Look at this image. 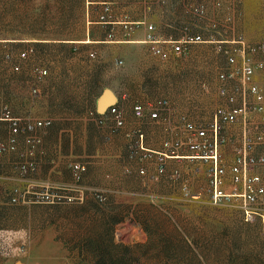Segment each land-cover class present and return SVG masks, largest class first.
Masks as SVG:
<instances>
[{"label":"crops","instance_id":"0c3cea01","mask_svg":"<svg viewBox=\"0 0 264 264\" xmlns=\"http://www.w3.org/2000/svg\"><path fill=\"white\" fill-rule=\"evenodd\" d=\"M192 1L83 0L84 26L77 38L0 41V106L8 105L17 117L52 120L49 127L34 131L40 140L34 158L36 171L27 179L19 178L15 172L14 179L10 178L13 183H0V245L3 248L9 246L11 239L26 244L25 254L8 259L1 256L0 264H50V248L67 249L69 240L56 238L61 229L66 231L65 225L57 226L54 222L51 223L50 215L41 217L39 212H33L35 206L20 204L24 214L19 223L12 225L8 220H11V214L3 210L11 204V189L7 193L6 191L12 186L24 188L29 181L54 186L72 184V163H80L86 167L79 183L84 205L95 201V194L99 193L102 204L95 211L99 212L98 218L101 215L107 218L118 216L121 218L118 224L131 222L140 233L137 240L121 242L130 246L146 242L142 229L132 220V212H136L137 203L155 204L154 201H161L165 195L154 188L158 179L151 178L156 171L153 162L139 163L129 159V139L126 133L139 127L145 133L147 147L159 149L161 138L166 133L162 127H168L169 134L177 136L178 132L182 133L178 121L180 116H185L190 122L203 124L212 120L213 110L206 113L207 117H192L187 112H176L171 108L175 94L172 88L176 87L177 81L170 74L176 73V68L156 64V58L150 54V46L145 42L148 33L146 26L135 24L145 22L152 25L153 35L162 41H176L185 35L199 34L200 32L194 29L197 17L189 11L195 2ZM106 5L109 7L108 12L105 11ZM186 12L190 13V16L185 18L183 14ZM102 16L104 20L101 19ZM126 25H130L132 30H127ZM41 47L48 54L42 56L45 58L43 61L38 56ZM29 49H32V53H27ZM24 52L26 58L22 59L19 55ZM188 53L187 50L184 55ZM90 54L96 56V64H82L78 71L75 64L82 63ZM6 55L11 58L8 63L4 61ZM14 66H19L20 71H14ZM35 68L46 70L47 75L38 79L34 74ZM208 79H212V76ZM256 81L264 92L262 81ZM33 89L37 90V94L32 93ZM226 90L229 95H235L238 99L243 93L241 86H228ZM176 95L179 96L180 92ZM158 100L168 103L167 110L160 113L167 117V121L152 123L148 120L139 121L133 116L132 108L135 104L145 106ZM222 100L217 108L241 104L240 100L234 104H229L226 98ZM98 102L116 105L121 109L125 125L119 132L112 134L108 126H98L89 118L91 112L102 114L97 112ZM258 122L259 117L256 114L249 118L251 134ZM243 127L241 124L227 125L223 131L224 137L229 141L220 147L221 159L227 168V191L230 190L228 168L232 163V148L239 144ZM154 133L158 139L153 143L150 135ZM92 136L98 141L94 147L88 145V139ZM106 137H109V140H106ZM24 147L26 145L23 139H19V148ZM43 153L46 155H42ZM253 154L264 157V144L257 146ZM187 155L189 151L184 154ZM188 162L196 170L204 169L207 172V166L202 161L188 159ZM181 163L170 160L167 165L169 169L179 168L182 167ZM140 169L145 170L146 175L141 177L146 178L147 183L139 179ZM253 173L264 175V165L256 167ZM263 201L264 196L258 205H262ZM116 212L122 213L119 215ZM65 218L62 216L59 221H65ZM37 220L42 222L37 224ZM262 229L264 232V225ZM114 235L115 241L119 242L117 231ZM86 236L82 234L75 237L74 246L82 248Z\"/></svg>","mask_w":264,"mask_h":264},{"label":"rangeland","instance_id":"374dc122","mask_svg":"<svg viewBox=\"0 0 264 264\" xmlns=\"http://www.w3.org/2000/svg\"><path fill=\"white\" fill-rule=\"evenodd\" d=\"M193 1H195L194 5L191 4L189 8L191 14H194L193 9L201 4L209 7L207 14L203 17H197L194 14L197 17L194 29L201 34L213 35L217 40L226 41L242 36L249 43H264V0H225L224 6L219 9L214 8L215 6L206 0ZM83 4V0H0V41H51L77 38L81 35L84 26ZM225 12L231 18L229 22L225 21ZM183 15L186 18L190 16V13L186 12ZM217 50L216 44H192L188 48V54L172 55L166 61L153 56L149 50L150 54L157 59H155L157 65L176 68L174 69L176 73L170 74L177 81L176 87L172 88L175 94L174 103L170 106L173 110L187 112L192 117H207L206 113L212 110L214 113L223 101L222 99H225L220 93L221 88L242 86L238 77H229L223 81L219 78V74L229 72L230 67L226 57ZM38 56L43 61L45 58L42 56H48V54L41 47ZM252 57L256 62L264 59L263 56ZM238 62L241 63V60L238 59ZM82 64H96V56H88L82 63L75 64L78 71ZM211 76L212 79H208ZM257 79L258 82L262 81L264 84V73L257 72L254 76L255 83ZM177 92H180L179 96L176 95ZM110 106H107V109ZM253 116L254 114L251 118ZM163 117L167 121V117L164 115ZM206 123L208 122L203 124ZM178 133L179 137L184 139V134ZM164 134L160 148L154 150H161L165 140H173L178 136H172L168 132ZM8 137V124L0 122V144L6 143ZM21 137L26 145L25 149L19 148ZM37 138L38 144L31 158L27 156L29 148L26 135L18 136L15 150L0 152V183L9 181L10 184L13 183L10 178L14 179L15 172L19 178H22L17 170L19 163L31 159L36 166L35 152L40 144L39 137ZM157 139V134L150 135L151 142L154 143ZM241 141L233 146L232 153ZM97 142L95 136L88 139V145L91 147H94ZM228 142L227 140L225 144ZM257 146L252 149V154ZM187 151L182 149L179 153L184 155ZM170 160L182 162V167L169 169L167 164ZM152 162L156 168V163ZM192 166L188 159L166 160L164 174L157 176L158 180L154 187L156 191L165 195V198L161 201H154L155 204L137 203L136 212H147L151 234L147 235L142 230L146 236V242L143 244L146 245L134 248L132 256L128 259L129 264H264V232L262 229L264 201L262 205L252 206L253 217L250 221H246L239 200L225 204L211 202L206 170L199 171ZM175 174L177 176H174ZM139 179L147 183V179L142 178L141 175ZM48 185L58 187L53 184ZM184 187L188 195H185ZM11 188H6V193ZM84 203L85 201L31 205L35 206L33 212H39L41 217L50 215L51 223L54 222L57 226L65 225L66 231L61 229L56 234V238L69 240L70 243L67 249L50 248V264H93L91 259H87L82 254L80 248L74 246L73 239L82 234L87 235L86 237H94L103 233V222L107 220V217L101 215L98 218L97 213L99 212H95L102 201L96 198L95 201L87 202L86 205ZM19 206L21 205L9 204L3 210L11 214V220H8L13 223L12 225L19 223L24 214ZM116 213L120 215L122 212ZM62 216L66 217L65 221H59ZM41 222L37 220V224ZM116 231L120 242L137 240L140 234L131 222L116 225ZM114 239L116 240L115 235ZM20 244L21 242L11 239L9 246L4 247V253L0 254V258L1 256L7 259L20 256L21 254L18 253ZM119 254L120 252L115 253V256Z\"/></svg>","mask_w":264,"mask_h":264},{"label":"built area","instance_id":"2783aa9c","mask_svg":"<svg viewBox=\"0 0 264 264\" xmlns=\"http://www.w3.org/2000/svg\"><path fill=\"white\" fill-rule=\"evenodd\" d=\"M215 6L221 8L224 6L225 0H206ZM209 7L199 5L193 9L197 17H203L207 14ZM105 11H109L108 5ZM104 20V16L101 17ZM231 20L227 12H225V21ZM135 25L146 26L148 33L145 42L150 46V52L153 56L160 60L166 61L171 55H184L189 46L198 43H210L217 45V51L221 52L227 60L230 67L229 72L219 74V78L223 81L229 77H238L241 81L243 93L239 99L235 95H229L226 88H221L220 93L229 104H234L240 100V106L218 107L215 109L212 120L206 124H197L187 120L185 116H180L178 121L184 139L177 137L173 140H165L161 150H154L146 145V137L143 130L139 127L131 129L126 133L129 139L128 157L138 162L156 163L155 174L151 176L156 179L158 175L164 174V164L168 159H189L200 160L207 166V175L209 178L210 200L213 204L229 203L239 200L242 206V212L246 221H250L253 217V205L259 204L264 196V175L254 174L253 171L258 166L264 165V157L252 154V149L264 144V93L257 83L254 82V76L257 72L264 73V59L261 62L253 60L252 56H263L264 43H249L244 37L238 36L233 40H217L213 35L204 37L201 33L196 35H185L179 40H159L153 33V26L147 25L145 22H139ZM127 30H132L130 25L125 26ZM215 27V25H214ZM27 53H32L29 49ZM20 58L25 59L26 53H21ZM93 57V54H90ZM241 60V63L238 62ZM11 60L9 55L4 57V61L8 63ZM119 64L121 62H118ZM19 66H14V71H19ZM34 74L38 79H42L47 75L46 70L35 68ZM33 94H37V90H32ZM168 103L165 100H158L155 103H148L145 106L135 104L133 106V116L139 121L148 120L152 123L165 121L161 112H165ZM252 114L259 117V122L255 126L253 134L248 126V120ZM89 118L98 126H108L110 132L115 134L119 132L125 125L123 113L121 109L112 105L101 115L94 112L89 113ZM0 122H6L9 126V137L6 143L0 144V152L6 150H15L18 144V136L23 134L27 136L26 143L28 145L27 156L32 157L33 150L38 144V138L34 131L44 129L52 124L51 119H31L21 118L13 115L10 107L6 104L0 106ZM243 125L242 141L233 153L232 163L228 171L230 175V190H225V176L227 168L223 165L221 159L220 147L226 143L223 135L225 126L227 125ZM166 132H170L168 127H164ZM109 140V137H106ZM186 149L189 155L184 156L179 151ZM73 174L74 183L51 187L48 184H37L29 181L24 187H12L9 193L11 204H58V203H76L83 201V192L79 186L86 167L80 163L70 164ZM17 170L22 178L26 179L27 175L36 170L33 160H26L19 163ZM138 175L144 176V169L138 170ZM174 176H177L176 174ZM185 195L188 192L183 188ZM95 198L102 201L101 195L95 194ZM5 248L0 245V254H3ZM18 253L23 255L26 253V245L18 246Z\"/></svg>","mask_w":264,"mask_h":264},{"label":"trees","instance_id":"16d2710c","mask_svg":"<svg viewBox=\"0 0 264 264\" xmlns=\"http://www.w3.org/2000/svg\"><path fill=\"white\" fill-rule=\"evenodd\" d=\"M133 221L147 235L151 234L150 222L147 218V212H132ZM121 218L110 216L104 221L103 233L94 237H86L80 251L87 258L93 261V264H129V258L135 247L145 246L146 244L126 245L122 242H116L114 233L116 225L120 223ZM102 223V224H103ZM120 252L119 256H115Z\"/></svg>","mask_w":264,"mask_h":264},{"label":"water","instance_id":"95a60500","mask_svg":"<svg viewBox=\"0 0 264 264\" xmlns=\"http://www.w3.org/2000/svg\"><path fill=\"white\" fill-rule=\"evenodd\" d=\"M107 106H110V105H104V104H101V102H98L97 112L100 113V114L103 113L106 110Z\"/></svg>","mask_w":264,"mask_h":264}]
</instances>
